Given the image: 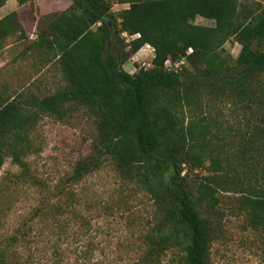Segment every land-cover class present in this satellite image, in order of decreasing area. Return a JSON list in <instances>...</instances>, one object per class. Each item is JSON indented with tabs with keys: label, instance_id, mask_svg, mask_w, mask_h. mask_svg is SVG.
<instances>
[{
	"label": "trees",
	"instance_id": "16d2710c",
	"mask_svg": "<svg viewBox=\"0 0 264 264\" xmlns=\"http://www.w3.org/2000/svg\"><path fill=\"white\" fill-rule=\"evenodd\" d=\"M7 1L0 0V9ZM17 1L38 9L37 0ZM115 4L129 7L115 13ZM34 14L32 53L44 67L55 65L64 83L49 94L9 95L0 88V169L10 157L23 176H31L26 159L40 121L85 112L97 135L91 154L76 162L69 179L79 183L110 159L122 179L150 194L158 221L145 237L140 264H157L175 248L180 264H212L211 248L223 228L222 191L239 194L249 223L264 228L262 4L72 0L62 11ZM199 18L214 25L198 24ZM124 33L139 37L127 42ZM17 34L28 38L13 10L0 18V55ZM231 39L241 45L237 57L222 53ZM145 45L154 48L152 66L126 70ZM183 58L188 65L180 72L164 67L168 59ZM232 70L238 72L227 75ZM213 101L233 102L247 112V129L241 132L205 112ZM196 170L206 174L193 181ZM0 264L31 263L12 261L0 240Z\"/></svg>",
	"mask_w": 264,
	"mask_h": 264
},
{
	"label": "rangeland",
	"instance_id": "374dc122",
	"mask_svg": "<svg viewBox=\"0 0 264 264\" xmlns=\"http://www.w3.org/2000/svg\"><path fill=\"white\" fill-rule=\"evenodd\" d=\"M68 0H37L48 11L64 10ZM240 3L264 0H238ZM18 10L28 38L19 34L6 41L0 55V88L9 95L21 92H55L63 83L61 71L43 66L32 53L35 14L31 4L8 0L0 18ZM201 25L210 22L199 18ZM241 45L228 41L223 55L237 57ZM134 59L152 63L151 54L139 51ZM136 63V62H135ZM142 62L136 63L137 67ZM135 64V65H136ZM188 70H191L188 67ZM238 70L227 72L232 76ZM206 107L220 122L247 129L248 113L233 102L213 101ZM190 114H188V119ZM187 119V120H188ZM216 130V126L213 125ZM97 130L93 119L79 112L65 120L44 117L33 132V150L28 155V174L9 157L0 169V240L11 260L34 264H140L146 253L145 237L157 223V211L150 194L135 182L122 179L110 159L103 167L72 183L76 162L92 152ZM207 164H209L207 162ZM32 174L37 180L32 179ZM205 170L191 173L193 181ZM239 194L220 192L222 230L211 248L212 264H264V228L253 227L238 205ZM175 248L157 264H180Z\"/></svg>",
	"mask_w": 264,
	"mask_h": 264
},
{
	"label": "built area",
	"instance_id": "2783aa9c",
	"mask_svg": "<svg viewBox=\"0 0 264 264\" xmlns=\"http://www.w3.org/2000/svg\"><path fill=\"white\" fill-rule=\"evenodd\" d=\"M123 37L126 38L127 42L128 41H131L132 39L136 38V37H139V35H135V36H128L126 33L123 34ZM154 49V48H153ZM154 51V50H153ZM192 50L190 49L189 52H191ZM135 61H133V63L128 66L127 64L124 65L125 69L128 70L129 72L131 73H134L137 71L138 68H145V69H148L152 66V63H146L145 60H140V59H134ZM141 63V65H139V67H137V64L136 63ZM136 64V65H135ZM188 65V62H187V59L186 58H183L181 60H178V61H174L172 59H168L166 62H165V65L164 67L168 70V71H174V72H180L184 67H186Z\"/></svg>",
	"mask_w": 264,
	"mask_h": 264
},
{
	"label": "crops",
	"instance_id": "0c3cea01",
	"mask_svg": "<svg viewBox=\"0 0 264 264\" xmlns=\"http://www.w3.org/2000/svg\"><path fill=\"white\" fill-rule=\"evenodd\" d=\"M67 3H68V5H67V7L69 6V5H71L72 4V0H68L67 1ZM38 5H37V7L40 9V14H45V13H47L48 11H46V10H44L43 9V6L42 5H40L39 3H37ZM66 7V8H67ZM129 7V5L128 4H115L114 6H113V11L115 12V13H117V12H119L120 10H122V9H126V8H128ZM65 8V9H66ZM40 14H38V15H40ZM210 23L208 24V26H212V25H214V22L213 21H210V20H208ZM137 38V37H136ZM154 49L150 46V45H145L140 51L141 52H145L146 54H151L152 55V57L154 58V55H155V52L153 51ZM128 65V64H127ZM129 66V65H128Z\"/></svg>",
	"mask_w": 264,
	"mask_h": 264
}]
</instances>
